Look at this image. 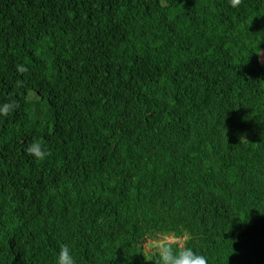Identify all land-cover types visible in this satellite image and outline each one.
Segmentation results:
<instances>
[{"label": "trees", "instance_id": "1", "mask_svg": "<svg viewBox=\"0 0 264 264\" xmlns=\"http://www.w3.org/2000/svg\"><path fill=\"white\" fill-rule=\"evenodd\" d=\"M11 100L0 264H264V0H0Z\"/></svg>", "mask_w": 264, "mask_h": 264}, {"label": "clouds", "instance_id": "2", "mask_svg": "<svg viewBox=\"0 0 264 264\" xmlns=\"http://www.w3.org/2000/svg\"><path fill=\"white\" fill-rule=\"evenodd\" d=\"M228 2L230 7L237 8L242 0H228ZM18 71L24 73L27 72V68L19 65ZM17 107L18 104L14 100L0 103V118L8 117ZM26 153L40 162L45 161L50 155L49 150L36 141L28 145ZM185 236L187 237V233ZM157 239L162 241L157 249V264H207V257L188 246L186 242H183V238L173 240L168 235L158 234ZM55 264H76L73 249L69 245L60 246Z\"/></svg>", "mask_w": 264, "mask_h": 264}, {"label": "rangeland", "instance_id": "3", "mask_svg": "<svg viewBox=\"0 0 264 264\" xmlns=\"http://www.w3.org/2000/svg\"><path fill=\"white\" fill-rule=\"evenodd\" d=\"M170 239H173L171 236H169ZM174 240V239H173ZM161 240L158 241H148L147 244H145V247L147 249H151V247H157L159 246V244L161 243Z\"/></svg>", "mask_w": 264, "mask_h": 264}]
</instances>
